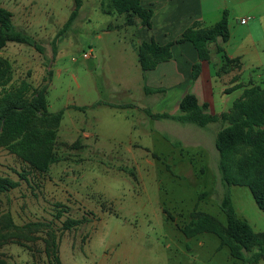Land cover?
I'll list each match as a JSON object with an SVG mask.
<instances>
[{
    "label": "rangeland",
    "instance_id": "374dc122",
    "mask_svg": "<svg viewBox=\"0 0 264 264\" xmlns=\"http://www.w3.org/2000/svg\"><path fill=\"white\" fill-rule=\"evenodd\" d=\"M109 3L83 0L59 36L76 0H0L41 48L9 42L0 50L13 83L47 85L50 111L65 110L57 161L46 173L0 148V176L19 183L0 193V264H55L47 254L52 231L63 264H241L216 234L188 238L182 232L195 210L226 223L220 200L227 188L215 145L226 124L200 127L146 113L169 97L145 92L132 52L136 28L125 15L104 12ZM238 69L226 62L219 67L225 86L241 77ZM242 84L264 86V78ZM215 92L226 96L218 86ZM228 97L231 106L237 93ZM228 193L238 215L264 231V211L249 187L231 185ZM68 219L78 224L65 229Z\"/></svg>",
    "mask_w": 264,
    "mask_h": 264
},
{
    "label": "trees",
    "instance_id": "16d2710c",
    "mask_svg": "<svg viewBox=\"0 0 264 264\" xmlns=\"http://www.w3.org/2000/svg\"><path fill=\"white\" fill-rule=\"evenodd\" d=\"M83 0H76L75 9L69 19L58 32L60 36L72 25L78 15ZM109 14L125 15L126 24L138 22L147 27L152 26L154 15L152 8L145 7L141 0H110L105 11ZM229 12L226 10L222 18L212 27L192 26L187 28L181 38L160 45L154 39L144 41L137 46L138 60L143 71L155 69L159 63L173 57L172 46L175 43L190 41L196 48L199 62L193 65V79L201 72V61L210 60V43L219 39H229ZM9 42L26 43L41 49L35 39L28 33L19 30L13 20V12L0 5V50ZM54 48V53L55 47ZM219 50H222L219 47ZM226 63L241 68L239 58L224 57ZM51 80L53 70L48 69ZM235 76V83L225 89L226 93L243 88L242 94L236 98L228 111L210 113L209 104L201 105L194 93H186L179 103V113H154L146 108V113L154 119H170L180 123H192L205 127L210 123L226 124L219 130L215 145L219 152V170L222 182L226 185V193L220 200V207L226 216V223L214 215L195 210L191 220L182 227L188 238L203 233H214L220 239V246H227L230 254L241 264H256L264 259V232H257L252 225L240 217L233 205L228 187L231 185L248 186L258 207L264 211V86L259 84H242ZM0 148H8L12 153L26 161L31 169L46 173L57 161L54 146L58 138V130L65 110L50 111L47 96V85L33 87L28 81L19 85L13 83L12 67L9 61L0 57ZM145 87L146 93L161 92ZM123 107V106H121ZM85 109V106H76ZM175 147L182 142L175 140ZM18 182L0 176V193L18 186ZM59 210L57 217H60ZM77 220L65 221V229L77 225ZM38 225V224H33ZM52 231V230H51ZM52 248L47 254L53 257L55 264H63L57 254L58 244L54 231L51 232Z\"/></svg>",
    "mask_w": 264,
    "mask_h": 264
},
{
    "label": "crops",
    "instance_id": "0c3cea01",
    "mask_svg": "<svg viewBox=\"0 0 264 264\" xmlns=\"http://www.w3.org/2000/svg\"><path fill=\"white\" fill-rule=\"evenodd\" d=\"M141 3L154 11L152 26L139 23L132 25L136 28L137 39L133 41L132 52H137V46L144 41L154 39L160 45L175 41L181 38L187 28L195 25L212 27L222 18L224 11L229 12V39L210 43L211 59L201 61V72L197 79L194 80L192 74L193 65L199 62V56L190 41L175 43L170 60L159 63L155 69L142 70L146 82L144 90L145 87L163 90L149 94H167L170 100L161 109H153L154 113L178 114L179 103L188 92L194 93L201 105L209 104L210 113L228 111L232 106L229 105L232 100L228 96L237 93L238 98L243 88L225 92L227 86L223 84L219 73V67L225 63V56L239 58L241 68L238 73L241 77L238 82L242 83L245 78H264V0H141ZM246 17L250 18L242 23L241 20ZM217 86L226 96H216L219 94L215 92ZM178 88L182 92L176 95L174 91ZM172 94H175L173 101ZM218 108H222V111H218ZM263 261L256 264H264Z\"/></svg>",
    "mask_w": 264,
    "mask_h": 264
},
{
    "label": "built area",
    "instance_id": "2783aa9c",
    "mask_svg": "<svg viewBox=\"0 0 264 264\" xmlns=\"http://www.w3.org/2000/svg\"><path fill=\"white\" fill-rule=\"evenodd\" d=\"M250 17H246V18H243L242 20H241V22L242 23H246L247 21H248V19H249ZM84 57H89V55L88 54H84Z\"/></svg>",
    "mask_w": 264,
    "mask_h": 264
}]
</instances>
